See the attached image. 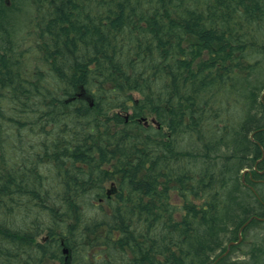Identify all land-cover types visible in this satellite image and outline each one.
I'll list each match as a JSON object with an SVG mask.
<instances>
[{
	"label": "trees",
	"instance_id": "trees-1",
	"mask_svg": "<svg viewBox=\"0 0 264 264\" xmlns=\"http://www.w3.org/2000/svg\"><path fill=\"white\" fill-rule=\"evenodd\" d=\"M16 2L0 0V264H264V220L224 255L264 219V0H46L37 51Z\"/></svg>",
	"mask_w": 264,
	"mask_h": 264
},
{
	"label": "bare ground",
	"instance_id": "bare-ground-1",
	"mask_svg": "<svg viewBox=\"0 0 264 264\" xmlns=\"http://www.w3.org/2000/svg\"><path fill=\"white\" fill-rule=\"evenodd\" d=\"M17 2H16V5H19V11L17 12L18 13V18H19V16L21 15V17L23 18L25 15L28 17V18H30V19H32V20H35L36 22H38V23H42V18L40 17V13H42V11H44L45 10V8H46V6H47V2H46V0H16ZM38 11V12H37ZM34 13H36V14H34ZM22 18H20V19H22ZM24 19V18H23ZM239 86H243V84H238L237 85V87L235 86V88H239ZM234 95H236L237 97H241V94H234ZM263 98H264V95L262 96V100H263ZM206 140L207 141H209V142H211V140L209 139V138H206ZM260 145V144H259ZM260 147H261V150H262V158L258 161V162H262L263 160H264V148H263V146L262 145H260ZM219 157H222L223 159H224V155L223 154H220V155H217V156H212V157H209L208 159H207V161L209 162H213V164H211V165H217L216 164V162L218 163V164H220L221 163V159L219 158ZM193 165H195L196 166V168H197V166L199 167L200 166V164H199V162L198 161H194L193 163H192ZM220 166H224L225 168H226V170L228 171V172H231V174H233V175H238V170L235 168V166L233 165V164H231V163H228V164H226V161L224 160L223 161V163L220 165ZM255 169H257L256 168V165H255V167H254V169L253 170H255ZM264 171V170H263ZM246 173L247 172H251V170L250 169H248V171H245ZM244 172V173H245ZM240 175H241V173H239ZM244 177V176H243ZM245 179L243 178V181H244ZM101 201H103V200H101ZM253 221V220H252ZM251 221V222H252ZM251 222H249L248 224H250ZM243 232V231H242ZM241 242V241H240Z\"/></svg>",
	"mask_w": 264,
	"mask_h": 264
},
{
	"label": "rangeland",
	"instance_id": "rangeland-1",
	"mask_svg": "<svg viewBox=\"0 0 264 264\" xmlns=\"http://www.w3.org/2000/svg\"><path fill=\"white\" fill-rule=\"evenodd\" d=\"M34 14H36V13H34ZM23 18L21 19V23H23V24H22L21 29L19 28L20 30L18 33L19 34L18 39L20 40V42L22 41L21 50H28L29 49L30 51H34V50L37 51V49H36L37 45H36V40H35L37 32L35 30H31L28 28V22H27L28 17H26V15H25ZM36 58L37 57H35V59ZM135 97H139V96L137 94H135ZM144 117H145V119L143 121L145 122L146 125L155 123V119H154L155 117L153 115L145 113ZM246 171H248V170H246ZM107 188L110 189V185ZM39 240L41 241V239H39ZM42 240H45V238L44 239L42 238ZM242 241H243V237H242L241 242ZM247 245L248 244H246V242H245L242 249H239V251H237L239 253V255L241 254L240 250L245 249ZM65 249H67V248H65ZM65 260H66V257H65ZM68 260H70V258H68ZM67 263L71 264V263H69V261ZM52 264H60V263L59 262H52Z\"/></svg>",
	"mask_w": 264,
	"mask_h": 264
},
{
	"label": "water",
	"instance_id": "water-1",
	"mask_svg": "<svg viewBox=\"0 0 264 264\" xmlns=\"http://www.w3.org/2000/svg\"><path fill=\"white\" fill-rule=\"evenodd\" d=\"M112 192H114V188L112 189V190H110L109 191V195L112 193ZM253 219H257V220H260V221H262V220H264V219H261V218H257V217H254V218H252V219H250L243 227H242V229L240 230V233H239V241L238 242H232V243H230L229 244V247H228V250H227V252L224 254V255H226L229 251H230V247L232 246V245H236V244H238L241 240H242V231L244 230V228L248 225V223L249 222H251ZM63 253L67 256V254H68V250L67 249H64L63 250ZM68 258L69 257H66V262H68Z\"/></svg>",
	"mask_w": 264,
	"mask_h": 264
}]
</instances>
